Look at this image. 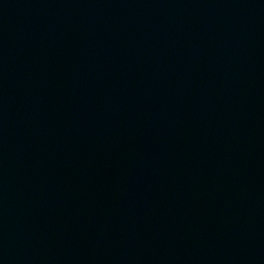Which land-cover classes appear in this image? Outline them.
Instances as JSON below:
<instances>
[{
	"label": "water",
	"instance_id": "1",
	"mask_svg": "<svg viewBox=\"0 0 264 264\" xmlns=\"http://www.w3.org/2000/svg\"><path fill=\"white\" fill-rule=\"evenodd\" d=\"M0 264H264V0H0Z\"/></svg>",
	"mask_w": 264,
	"mask_h": 264
}]
</instances>
